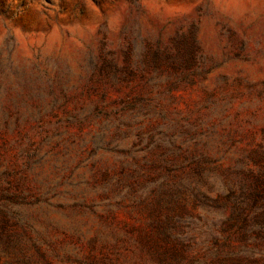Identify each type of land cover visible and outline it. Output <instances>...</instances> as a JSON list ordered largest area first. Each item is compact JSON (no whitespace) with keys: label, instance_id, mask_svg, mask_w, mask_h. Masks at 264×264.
Instances as JSON below:
<instances>
[{"label":"rangeland","instance_id":"1","mask_svg":"<svg viewBox=\"0 0 264 264\" xmlns=\"http://www.w3.org/2000/svg\"><path fill=\"white\" fill-rule=\"evenodd\" d=\"M151 51L166 63L152 89L169 90L163 106L202 125L220 159L200 181L264 177V0H0V264H132L143 217L108 205L101 185L121 155L73 118L150 89L155 71L126 59ZM100 57L121 80L93 90L80 76ZM198 212L199 227L224 216Z\"/></svg>","mask_w":264,"mask_h":264},{"label":"trees","instance_id":"2","mask_svg":"<svg viewBox=\"0 0 264 264\" xmlns=\"http://www.w3.org/2000/svg\"><path fill=\"white\" fill-rule=\"evenodd\" d=\"M126 62V68L134 64L143 72L155 71L144 81L151 88L119 109L105 112L95 105L73 119L97 123L93 138L121 155L119 169L103 172L101 185L108 205L127 202L143 217L135 246L129 248L132 264H264V177L254 178L249 189L244 176L222 190L206 187L200 181L204 169L220 159L204 139L202 125L172 117L163 106L169 90L152 89L166 65L162 54L144 52L134 63L129 57ZM80 79L93 90L99 83L121 80L116 62L106 57L89 58ZM128 133L135 135L134 147L119 149L116 140ZM200 207L224 216L199 227L204 220Z\"/></svg>","mask_w":264,"mask_h":264}]
</instances>
